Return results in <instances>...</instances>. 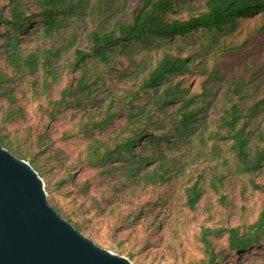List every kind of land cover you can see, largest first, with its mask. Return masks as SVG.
Here are the masks:
<instances>
[{"label": "trees", "instance_id": "obj_1", "mask_svg": "<svg viewBox=\"0 0 264 264\" xmlns=\"http://www.w3.org/2000/svg\"><path fill=\"white\" fill-rule=\"evenodd\" d=\"M0 145L136 264H264V0H0Z\"/></svg>", "mask_w": 264, "mask_h": 264}, {"label": "water", "instance_id": "obj_2", "mask_svg": "<svg viewBox=\"0 0 264 264\" xmlns=\"http://www.w3.org/2000/svg\"><path fill=\"white\" fill-rule=\"evenodd\" d=\"M0 264H134L54 210L43 179L0 145Z\"/></svg>", "mask_w": 264, "mask_h": 264}, {"label": "rangeland", "instance_id": "obj_3", "mask_svg": "<svg viewBox=\"0 0 264 264\" xmlns=\"http://www.w3.org/2000/svg\"><path fill=\"white\" fill-rule=\"evenodd\" d=\"M260 200V202H262L264 199H259ZM110 241L108 240L107 242H106V245H107V247H106V249H108V250H110V251H112V252H114V253H117L115 250H111V249H109V246H110ZM104 248V247H103ZM134 263V262H133ZM134 264H136V262L134 263ZM142 264H145V263H142ZM154 264H157V263H154Z\"/></svg>", "mask_w": 264, "mask_h": 264}]
</instances>
